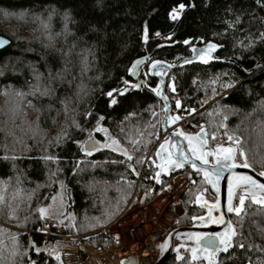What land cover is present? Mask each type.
Segmentation results:
<instances>
[{
  "label": "trees",
  "instance_id": "16d2710c",
  "mask_svg": "<svg viewBox=\"0 0 264 264\" xmlns=\"http://www.w3.org/2000/svg\"><path fill=\"white\" fill-rule=\"evenodd\" d=\"M181 4L180 18L171 20ZM262 34L264 0H0V35L11 42L0 51V98L13 94L7 108L26 104L35 111L28 131L20 118L3 124L0 114V264H58L53 239L37 233L44 220L38 209H47L63 186L65 211L45 219L86 235L87 245L110 246L105 227L136 187L151 188L156 172L144 163L161 133L162 105L149 89L156 81L143 70L156 59L189 57L196 43L222 46L218 55L235 64L178 68L168 77V95L183 113L195 110L192 121L210 135L239 138L250 164L264 170V63L254 75L245 73L264 58ZM137 60L143 62L130 72ZM138 75L145 85L127 87L125 81L137 85ZM45 88L49 95L40 94ZM101 116L107 133L94 130ZM91 141L98 146L87 155L80 145ZM193 177L191 195L181 198L185 223L200 213L191 199L205 185L200 174ZM234 219L245 247L236 244L219 264H264V210L248 204Z\"/></svg>",
  "mask_w": 264,
  "mask_h": 264
},
{
  "label": "water",
  "instance_id": "95a60500",
  "mask_svg": "<svg viewBox=\"0 0 264 264\" xmlns=\"http://www.w3.org/2000/svg\"><path fill=\"white\" fill-rule=\"evenodd\" d=\"M0 40L7 42L4 44H0V51L5 50L11 44L10 40L4 36L0 35ZM188 42H189L188 44L184 43V45H189L191 43V41H188ZM209 43L217 45V48L214 52L211 53V57H213V58L208 59L207 63L221 62V63L235 64V62L233 60H230V59H227L224 57H220L218 55V53L222 49V46H220L214 42H207V43H202V45L199 43H196L195 45L190 46L191 55L189 57L183 58L177 62L176 61L175 62H167L164 60L156 59L153 61L160 62L158 65L153 66V61H151L147 65L146 71H147L148 77H150L151 79L156 81V85L153 87H150L149 89L152 91L153 88H156L157 85H160V91L162 92L163 96L167 97L168 111L165 112L164 111L165 100L162 99L160 96H157L156 93L152 91L153 94L162 103V106H163V108H162V115L163 116L161 117L160 124H161V132L164 135V138L160 144L164 143V141L166 139L170 138L171 140L176 141L177 143L181 144L185 149H187L188 148L187 140L183 136H173L172 133L175 132L177 129H179L181 132H183L185 134V136H195L197 133L200 132V130H199L197 133H191V132L184 130V128L181 126V122H182V116L180 115L181 114V106H180V108H177V107L174 108L173 101H171L170 96L167 93V83H168V77H169L170 73L173 72L174 70L181 68L187 64L202 63L200 59H197L193 55L192 50L193 49H204V48H206V46ZM189 60L191 61L190 63L185 62V61H189ZM263 63H264V58L262 60H260L252 70H249L245 73L248 76L254 75V73H256V71H259L262 68ZM157 73H160V74L157 75ZM135 80L137 81V87H141V86L145 85V80L139 78V75L135 78ZM168 116H180L181 119H179L175 123H169L167 121ZM201 127H203L204 134H206L204 137L207 140V144L205 145V148H204L205 151H215L217 146H221V147H225V148L236 147V146L222 145V144L215 145L214 147H212L210 140H209V132H208L206 125L204 126V124H203ZM160 144L155 149V152L153 155L154 157H152L150 159V161L152 162V165L157 170L156 172L160 171V169L156 167V165L161 162L156 157V152L159 150ZM92 145H95V148H97V146H98V144H96L94 141H91L88 143L87 148L91 147ZM188 155H189V157H191V153H189ZM208 160H209V167H211L213 160L211 157H208ZM193 163H195L199 166L198 160H190L182 168H169L166 170V172H161L160 177H159L160 183H157L156 179L152 178L154 182H153V186L151 188V195L154 196V194L157 190V187L162 184V181L165 178H170L173 175L181 174V173H184L188 170H191L192 172L197 173L192 167ZM250 166L251 167H249V168L238 167V168H233L231 171H224V173L222 174V177L220 178L219 182L217 183V186L215 189H213L211 184H209L205 181L203 174L200 173L202 179L204 180V182L206 184V187L203 189L202 192H200L197 195V197H199V200L196 197L193 205H195L196 208L202 210L203 213L198 215V216H195L196 219H194V217H193L190 225L177 227V228L171 230L169 232V234H167L157 244L158 256H157V260H156L155 264H166L173 257H175L177 261H180L184 257L183 253H189V256H190L192 263L197 262V263L208 264V261L204 259V256L208 255L207 253L201 254L198 259H193V251L192 250L194 247H196V245H195L193 240H190L187 238V234L223 233L226 225L222 224V223H216V222L210 221L209 216H211L213 218H218V217L223 216V219L225 220V222L230 221L232 223L233 228L235 229V231L237 233L236 226L234 225L233 220H232V218L234 216L235 217H237V216L235 213H229L226 210L227 205H228V198H229L228 179L230 176H232L233 173H235L238 175H250L254 179H256L259 183H264V177H261L258 175V173H260L264 170L259 171V170H256L255 168H253L251 164H250ZM240 195H245V197H246L245 205H244V210H245L246 204H248V202H251V197L248 195L247 192H244L241 188H236L234 190V194H233V198H232V204L233 205L239 204V196ZM146 197H147V195H144L141 201L143 202L146 199ZM212 205H216L217 207L212 208ZM256 206L259 207L258 205H256ZM244 210L241 212V215L244 212ZM199 217L204 218L203 223L201 222ZM235 238H236V236L232 237V241H231L232 246L230 248H228V250L226 252L225 251H219L216 253L215 264H218L219 261H221L220 259L222 256L229 254L234 249ZM165 241H167V245L165 246L164 250L161 251L160 246L164 245ZM221 248H223L222 245H221ZM178 255H179L180 259H177ZM120 264H140L137 253L131 252L127 257H125L121 260Z\"/></svg>",
  "mask_w": 264,
  "mask_h": 264
},
{
  "label": "snow or ice",
  "instance_id": "6c2138e0",
  "mask_svg": "<svg viewBox=\"0 0 264 264\" xmlns=\"http://www.w3.org/2000/svg\"><path fill=\"white\" fill-rule=\"evenodd\" d=\"M184 5H179V9H183ZM177 9H173L172 12L169 13L171 19L176 20L178 19ZM65 20V28H67V23L70 20L69 14L66 12L64 15ZM147 34V29L145 28V35ZM264 35V34H262ZM7 43L6 41L0 40V44ZM185 44L189 42L187 40L184 41ZM217 48V45L209 43L206 48L204 49H193V55L200 59L201 62L207 63L208 59H212L211 53L214 52ZM142 60H137L134 62L133 67L129 69L132 72L139 64H141ZM186 63H190L191 61H185ZM160 62L153 61V66L158 65ZM160 73H157L159 75ZM37 79L39 76L37 75ZM127 84V81H125ZM228 87L230 85H224ZM39 86L37 85V88ZM132 87H137V85H132ZM170 89L173 91L175 90L171 84L168 85ZM127 89H125L126 91ZM116 91V90H113ZM153 92L156 93L157 96H160L162 99L165 100L164 111H168V104H167V97L163 96L162 92L160 91V85H157L156 88L152 89ZM51 89L45 88L40 94L41 95H49ZM19 94V93H18ZM122 94V93H121ZM109 97L112 96V92L107 93ZM115 99L111 101V103H115ZM180 101H176V107L180 108ZM104 117L101 116L97 120L96 128L94 129L97 132H104L107 133V129L101 128L99 121L103 120ZM181 119L180 116H168L167 121L169 123H175ZM223 127V125H221ZM173 136H183L188 142V148L185 149L181 144L177 143L176 141L166 139L164 143L160 144L159 150L156 152V157L161 162L156 165L160 171L156 172L155 179L157 183H160L159 177L161 172H166L169 168H182L186 163L190 160H198L199 166L195 163L192 164L193 169L198 173H202L204 179L207 183L211 184L213 189L216 188L217 183L219 182L220 178L224 171H231L233 168H249L251 167L248 163L246 158V154L243 149H238L236 147H221L217 146L215 151H205V145L207 144V140L204 138L206 134H204V129L201 127L200 132L197 133L195 136H185L183 132L177 129L175 132L172 133ZM213 138H215V134H213ZM91 139V137H89ZM228 139L232 141L234 145H239L240 140L239 138H233L232 136H228ZM87 142H85L86 144ZM113 144L116 143L115 140L112 141ZM109 145L105 144L102 147H107ZM80 150L84 151L87 155H91V152L96 150L95 145L91 147L85 148L84 144L80 145ZM189 153H191V157H189ZM126 158L131 161L133 157L128 155L127 152L123 153ZM208 157H211L213 163L211 167H209V160ZM44 159H52V157H44ZM259 176L264 177V171L258 173ZM229 184V198H228V205H227V212L235 213L237 217H240L241 212L244 210L245 205V195L239 196V204L233 205L232 198L234 194V190L236 188H241L244 192H247L248 195L251 197V204L258 205L262 210H264V183H259L256 179H254L250 175H238L233 173L232 176L228 179ZM55 199V197H53ZM199 200V197H197ZM216 205H212V208H216ZM39 218L41 220L45 219L47 215L46 208H39ZM194 219H196L194 217ZM201 222H204L203 217H199ZM209 220L216 223L225 224V229L223 233H212V234H202V233H194V234H187V238L193 240L196 247L193 248V259H198L199 256L203 253H207L208 255L204 256V259L208 261V264H215V256L216 253L219 251H227L228 248L232 246V237L237 235L233 225L230 221L225 222L223 216L218 218H213L209 216ZM40 229H37L39 231ZM167 245V241H165L164 245H161V251L164 250L165 246ZM221 245L223 248H221ZM35 247V245H32ZM240 248H244V244L238 245ZM252 246L250 245L249 248ZM259 250V246H256ZM37 253L41 250L36 248ZM26 254V253H25ZM56 258L59 259V255H56ZM177 259H180L179 255ZM35 264V262H32Z\"/></svg>",
  "mask_w": 264,
  "mask_h": 264
},
{
  "label": "rangeland",
  "instance_id": "374dc122",
  "mask_svg": "<svg viewBox=\"0 0 264 264\" xmlns=\"http://www.w3.org/2000/svg\"><path fill=\"white\" fill-rule=\"evenodd\" d=\"M182 10H184V8L183 9H179V8L177 9L176 14L178 15L179 18L181 16ZM178 19H176V20H178ZM173 21H175V20H173ZM143 72H145L144 73L145 77L148 78L147 71L143 70ZM132 85H135V83H127L126 84L127 87H131ZM148 88H149V86H148ZM14 96L15 95H13V94H3V96L0 98V108L1 107L3 108V110H2V108L0 109L1 110L0 114L1 115L4 114V117L6 119L3 122V124H8V123L11 124L14 122L15 118H18V119L20 118L19 121L23 122L22 128H24V130L28 131V125L30 124V122L32 123L31 120L35 114V111L31 107L30 108L27 107L28 105H26V104L22 105L23 108H21L19 106H18V108L14 107L15 108L14 111H12L11 107L7 108L8 106H7L6 102L11 101L12 100L11 98H13ZM172 99H171V101H172ZM174 103H175L174 108H176V102H174ZM161 105H162V103H161ZM180 105H181V114L180 115L182 116V122H185L186 124L193 122L191 117L193 116L194 113H197V112L195 110L194 111L192 110L191 113H183L181 102H180ZM162 108H163V106H162ZM22 113H24V114H22ZM8 115H11V116H8ZM161 115H162V111H161ZM160 122H161V119H160ZM182 122H181V126L184 128V130L187 131V129L185 128L186 125H182ZM200 125L202 126L203 124H200ZM160 130H161V124H160ZM24 132L25 131H23V133ZM228 136H230V135H226L224 132H220L219 134H215V138H213V135L209 134V140H210L211 146L214 147L215 145L222 144V145L236 146L238 149H240L239 148L240 144L234 145L232 143V141H230L228 139ZM163 138H164V135L162 134V132L157 135L156 145H155L154 150H153V155H154L156 147L162 142ZM153 155L150 157L148 156L146 158L144 164H146L148 161H150V159L152 157H154ZM247 160H248V158H247ZM248 162H249V160H248ZM193 173L194 172H192L191 170H188L184 173L173 175L170 178H165V179H170L168 184H166L165 186H163V182L165 180V179H163L162 184L157 187V190H156L154 196L151 195V188L153 186L154 181H152L151 188L146 192L137 191V187H136V189H135L129 203L125 207L124 211H122V213L119 215L118 218L113 220L108 226L105 227V228L109 229V235H110L109 237L111 240L110 246L108 248H110L113 245V243H115V240H114L115 236L122 239V243L126 247L127 246L129 248L134 247V246L139 247L143 244V239L145 238V236H147L153 230H157L158 228H160L167 235V234H169V232L171 230H173L177 227L190 225L193 217L198 216V215L203 213V211L199 209L200 213L191 217V219H190L191 222H189V223H187V222L185 223L184 222L185 220L181 219V217L183 216L182 215V208H181V198L184 195L185 196L191 195L190 193L195 186ZM154 176H155V174H154ZM154 176L152 178H154ZM204 184H205V182H204ZM205 187H206V184L204 185V187H202V189L200 188V190L197 191L193 195V199H191V206L192 207L196 208V206L193 205L195 202V199H196L197 195L200 192H202ZM144 195H147V197L142 202L141 200H142ZM248 204H251V202H248ZM248 204H246L245 209H246ZM64 211H65V200H64V186H63L60 188L57 195L55 196V199L52 200V203L47 208V213L49 214V216H53V215L58 216V215H62ZM234 217L232 218L233 223L235 221ZM234 225H235V223H234ZM236 230H237V228H236ZM236 244H237V246L240 244H243L239 240L238 231H237V235H236L235 243H234L235 247H236ZM183 255H184V257L180 261H177L175 259L176 264L180 263L182 261H189L190 263H192L190 256H189V253H183ZM219 263H220V261H219ZM172 264H174V263H172ZM192 264H205V263H197L196 262V263H192Z\"/></svg>",
  "mask_w": 264,
  "mask_h": 264
},
{
  "label": "built area",
  "instance_id": "2783aa9c",
  "mask_svg": "<svg viewBox=\"0 0 264 264\" xmlns=\"http://www.w3.org/2000/svg\"><path fill=\"white\" fill-rule=\"evenodd\" d=\"M145 72H143L144 74ZM188 132L197 133L201 129L198 123L182 122ZM38 234L52 238L51 256L58 264H120L131 252H136L140 264H155L158 256L157 244L166 236L160 228L153 230L143 239L141 246L126 247L122 239L115 236L110 248H96L84 242V235L70 234L64 223L44 219ZM59 255V259L56 255Z\"/></svg>",
  "mask_w": 264,
  "mask_h": 264
},
{
  "label": "flooded vegetation",
  "instance_id": "af4514ba",
  "mask_svg": "<svg viewBox=\"0 0 264 264\" xmlns=\"http://www.w3.org/2000/svg\"><path fill=\"white\" fill-rule=\"evenodd\" d=\"M173 258H174V259H173ZM173 258H172V260H175V259H176L175 257H173ZM172 262H173V261H170V262L168 261V263H170V264H171ZM168 263H166V264H168ZM247 264H249V263H247Z\"/></svg>",
  "mask_w": 264,
  "mask_h": 264
},
{
  "label": "bare ground",
  "instance_id": "6f19581e",
  "mask_svg": "<svg viewBox=\"0 0 264 264\" xmlns=\"http://www.w3.org/2000/svg\"><path fill=\"white\" fill-rule=\"evenodd\" d=\"M172 20V19H171Z\"/></svg>",
  "mask_w": 264,
  "mask_h": 264
}]
</instances>
